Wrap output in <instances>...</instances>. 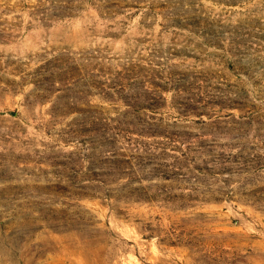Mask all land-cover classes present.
I'll use <instances>...</instances> for the list:
<instances>
[{"label": "rangeland", "instance_id": "374dc122", "mask_svg": "<svg viewBox=\"0 0 264 264\" xmlns=\"http://www.w3.org/2000/svg\"><path fill=\"white\" fill-rule=\"evenodd\" d=\"M0 264H264V0H0Z\"/></svg>", "mask_w": 264, "mask_h": 264}]
</instances>
